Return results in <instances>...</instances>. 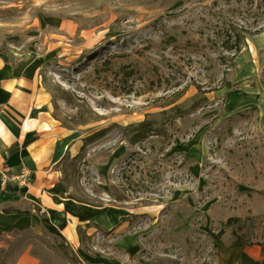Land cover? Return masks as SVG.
I'll use <instances>...</instances> for the list:
<instances>
[{"label": "rangeland", "instance_id": "rangeland-1", "mask_svg": "<svg viewBox=\"0 0 264 264\" xmlns=\"http://www.w3.org/2000/svg\"><path fill=\"white\" fill-rule=\"evenodd\" d=\"M0 59L37 69L74 142L70 233L38 209L0 264H264L223 228L264 240V0H0Z\"/></svg>", "mask_w": 264, "mask_h": 264}, {"label": "crops", "instance_id": "crops-1", "mask_svg": "<svg viewBox=\"0 0 264 264\" xmlns=\"http://www.w3.org/2000/svg\"><path fill=\"white\" fill-rule=\"evenodd\" d=\"M49 105L36 68L5 66L0 59V238L37 231L39 225L31 223L38 209L64 236L71 231L66 218L74 204L55 166L73 155L74 142L53 120ZM22 169L28 181L16 179ZM14 264L39 262L24 251Z\"/></svg>", "mask_w": 264, "mask_h": 264}, {"label": "trees", "instance_id": "trees-1", "mask_svg": "<svg viewBox=\"0 0 264 264\" xmlns=\"http://www.w3.org/2000/svg\"><path fill=\"white\" fill-rule=\"evenodd\" d=\"M222 33H225V36L227 37L226 42H223L222 45H224L225 50L227 52L233 53L234 56H239L242 54L244 49L246 48L245 40L246 36L251 34L250 30L243 29L241 26H237L234 24L227 25L223 28H221ZM142 126L137 127V130L139 131ZM146 134V132L142 131L141 134H137V137H142ZM67 157H70L69 155H66L62 160L67 159ZM250 220H253V218H238V217H230L226 220V222L223 225V228L229 229L230 236L232 239V242L237 245H242L244 247H251V246H259L264 249V240H262L259 236H252L251 234L246 233V228L244 227V224ZM80 227H77V232L80 233ZM224 234V230H221L218 233V236H222ZM263 264V263H261Z\"/></svg>", "mask_w": 264, "mask_h": 264}, {"label": "built area", "instance_id": "built-area-1", "mask_svg": "<svg viewBox=\"0 0 264 264\" xmlns=\"http://www.w3.org/2000/svg\"><path fill=\"white\" fill-rule=\"evenodd\" d=\"M29 174L28 171L25 169H22L16 179H20L21 181H28Z\"/></svg>", "mask_w": 264, "mask_h": 264}]
</instances>
